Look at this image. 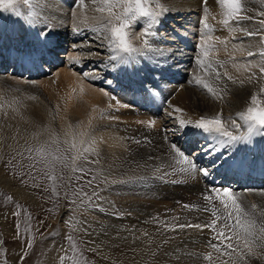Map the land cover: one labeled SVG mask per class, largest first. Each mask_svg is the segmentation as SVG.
Listing matches in <instances>:
<instances>
[{
    "label": "bare ground",
    "instance_id": "bare-ground-1",
    "mask_svg": "<svg viewBox=\"0 0 264 264\" xmlns=\"http://www.w3.org/2000/svg\"><path fill=\"white\" fill-rule=\"evenodd\" d=\"M242 2L246 14L255 19L245 20L240 23L233 21L230 22L228 26H225L223 24V8L218 3V0H207L206 6L202 3V0H160V4L164 8H167V11L163 12L158 18V23L153 24L152 29L154 31L151 29L152 32H154L155 41L162 42L161 44L157 42L159 46L163 45L166 47L176 43L177 48L193 50L192 38H194L193 35L195 34L194 29H199L201 33L204 31L202 27L203 18L211 29L202 42V45H207L209 48L207 62L204 60L203 65L208 64L210 68L212 67V74H206L204 77H206L205 79H207L209 87H212L222 99H227L231 91L237 90L238 88L244 89L249 93L255 86V82H257V85L262 82L260 68L264 67V56L259 54L252 57L248 56L249 51L255 53L261 51V34L249 38L240 29L245 27L249 30L264 28V24L260 23L261 20H264V16L261 15L264 9L260 0H242ZM22 3L20 7L13 8L7 12V14L0 17V33H2L3 28L1 27L3 25H5L4 28H6V34L0 40V54L5 55L3 51L5 48L4 45L9 43V45L13 46V52L8 53L5 62L0 64V72L7 66L6 69L9 71L25 75L31 79L35 78L34 80L37 82L36 85H38L42 93L45 94L44 96L47 97L48 100L52 99L53 106L50 107V102L47 103L48 100L45 103L44 98H38L39 100L37 101L30 98L31 96L20 100L18 98H11L8 102L5 101L7 103L6 106L0 105V143L5 141L10 142L7 143L8 145L5 147H1L2 144H0V151H4L15 143L26 140L35 141L44 138V140H47L50 139L49 137H56L58 133H62L66 141H68V136H70L72 141L80 147L90 131H98L103 134V137H101L102 140L99 139L97 133H93L92 138H94L95 151H98L99 154L103 152L101 148H99L103 143L112 147V149H110V147L106 146V150L103 148L107 152L110 150L112 152L115 146H121L117 149L118 151L116 150L117 152H115L117 159L120 158L122 151L126 148L125 157L128 158V161L126 159L125 161H127V163H121L123 167L120 165L118 167L128 169V162H130L132 167H137L141 171H144L143 168H146L147 171H150L152 169L154 170L159 158L168 159L170 165H173L171 169L172 172L168 173V176L160 174L161 180L158 181L157 184H154V186L147 185L150 183L148 180L146 186L140 189V180L146 181V178L144 179L143 177L137 180L138 186L136 185L137 183L133 186H131L132 184L127 185L128 183H125L118 190V193L116 192V195L119 197L112 198L110 196L109 198L108 196L107 199L104 200L101 210L90 215V217H80L77 214L74 215V213L73 216L76 218L73 221L77 225L79 223L82 227L84 225L88 227L87 229L83 228L90 233L89 239L91 240V246L94 241L93 246L97 247L99 245L98 248L102 247L100 250L103 251L100 252V255L110 258L111 261L125 262L126 264L130 263L134 253L135 242L131 239L134 238L131 234L136 236V232L152 233L153 230H145V228L154 226L157 236L159 234L161 235L156 239L155 245L149 246L151 258L152 256L155 257L156 251L164 245V243L161 242L163 240V235L169 233V235H171L169 239L173 240L167 243L169 244L168 247L165 245L162 250L156 253L160 256L153 264H213L212 261L203 262L201 259V256L211 253L207 248H204L207 242L206 237L211 235L209 231H206V234L194 230L186 232L185 229L172 231V228L180 224L190 223L195 225L198 223L204 224L209 221V212L203 211V209L206 207L211 208L212 205L205 201L202 193L206 192L210 187L217 185L228 187L231 182L226 179L222 180V177L218 179V175L223 170L227 173L231 165H233L236 170H242L245 176H247L244 180L243 178H238L237 175L234 176V180H237L236 182L239 181V184L233 186L236 191L240 188H245L247 190L251 188V190H254L264 187V129H256L253 133L248 134L247 125L238 115L242 110H236L230 115L223 113L222 121L225 123L226 130L231 131L234 135L247 136L245 140L233 142L231 144L225 143L221 146V138L215 134L206 133L202 129L193 126L181 128L179 124L180 120L195 122L203 117L202 113L199 111V108H203V106L192 103V98H194L195 95L182 87V77L176 76L175 78L174 76L173 78L172 74L176 72L173 71L175 68L173 67V63H182V61L180 62L181 58L173 53L170 55V59L163 57V55L156 52V50L153 49L152 51L151 47L148 45L145 48L147 54L145 52V54L141 56L144 58L145 64H147L149 69L155 70L159 62V64H161V70L159 71L160 75L162 74V76L168 80H170L168 76L171 75L174 81L171 85H165L166 83L161 81V77H158V79L155 80L156 84L153 85L152 88H141L136 86V83H141L142 80H145L143 77L147 75H137V56L123 60H112V64L115 65V67H113L112 64H109L108 67V65H104V62L106 63L108 61H104V58L96 57L97 55H91L89 57V59H91L89 60L80 56V54L71 53V56H69L71 64L73 62L72 66H75L78 72L61 71L56 72V74L51 77V73L47 69L52 70V67L47 66H53L52 59H50L52 55L50 54L43 59L44 55H40L39 48L42 45L44 50L53 48L54 46L61 48L59 45L63 43H61V37L57 40L55 36H53L51 32L53 28L46 32L45 28L42 26L51 25L59 29H66L69 26H78L79 31H81V27L85 28V26L86 28H83L84 30L91 29L92 27H94V29L95 27L101 29L104 18L108 15L107 7L102 4L93 5L90 0H87L84 6L80 5L79 0H23ZM98 7H105V11L103 13L97 11ZM142 22L137 21V24L141 25ZM169 22H172V24H169ZM175 22L179 23L175 24ZM147 23V21L144 24L142 23V32L148 28L145 26ZM13 24L16 25L18 29L17 32L13 31ZM173 25H181L180 29L183 30L178 31L177 27L175 28ZM172 26L176 31L173 30ZM164 28L169 29L168 31L165 30L167 33L165 36L164 33L159 34L161 30L164 32ZM231 29L236 30L232 31ZM23 34L28 35L25 44L30 42L32 45L36 44L37 47L36 54L31 59L27 56L23 59L17 56L20 42L19 37ZM80 40V36H78V38L74 36V42ZM221 40L225 43H220ZM54 42H56V44ZM82 46L78 47L81 48ZM200 46H198V49ZM27 48L29 47H26V49ZM72 48L74 49L73 51L76 52L75 44ZM31 49H33V47H31ZM163 49L165 50L166 48ZM52 50L56 51V48ZM213 50H216L215 53ZM210 53L213 55H210ZM45 54H47V51H45ZM112 54L113 53H111V55ZM253 59H256V61ZM58 60L59 58L56 57V61ZM249 60L250 64H253L252 61H254L256 66L255 69H252V66L250 68V65L248 66L249 69L253 70L254 74H256L251 82L248 81V76H246V73L243 71L247 68L243 69L242 66L244 63H248L247 61ZM225 61L230 64L227 66V72L236 81L234 85L228 83L227 81L230 79H226L222 73L219 79L214 76L216 68L221 67L219 70L225 69ZM7 62H12V64L9 65ZM236 62L237 65H235ZM138 64L142 63L138 62ZM238 64L240 65L238 66ZM93 65L96 66L93 67ZM101 65L107 66L108 68H100L102 72L98 73L97 70H99V66ZM141 66L144 70L143 65ZM168 66L173 68L168 69ZM194 66L200 67L197 64V60ZM59 69H62V67ZM165 70L170 72L166 73ZM200 70L201 69H198L199 73L197 75L203 72H200ZM103 71L106 73H103ZM130 71L132 73V81L127 84L130 82L128 78ZM85 73L87 76L83 75ZM248 75H252V72ZM195 81L196 80L190 77V84L195 85ZM241 81H243L242 84L240 83ZM99 82L103 85L105 84V87L110 90L111 95L107 96L106 93L108 92H104L105 89H102V91L92 88L91 85H97ZM148 82L150 83L149 80H145L144 83ZM2 84L10 85V87L12 86V88L15 89L13 84H8L7 78L2 80ZM61 84H63V88H61ZM66 84L72 86L74 90H72V92L70 91L71 96L67 95L70 89L66 88ZM235 85L237 89H233ZM1 88L6 90L4 85L3 87L0 86V89ZM35 89L38 91L37 87L34 88V91ZM76 89L79 90L75 91ZM85 89L86 92L84 91ZM3 103L4 102H1V104ZM176 108L182 109L183 111L177 112L175 111ZM139 109H144L142 111L145 113ZM148 109H150V111L146 112ZM157 113H160L162 116L165 114L171 117L168 121L165 120V126L170 123V120L176 122V128L178 129H174L173 133L176 134L180 129L183 132L182 137L186 136V142L181 136L178 137L177 135L175 139H169L175 142L178 141L177 139L183 140V145L178 142L174 144L182 152L188 153L190 150H185L186 146H190L187 145L188 142H196V147H198L199 144L203 148L202 153L197 154H203L205 149L207 153L211 154L210 158L213 157L214 159L209 160V163L212 162L207 165V176H204L198 171L202 178L200 179L198 174L197 177L196 173H191L193 171L197 172L196 170H186L189 169L190 166L179 162V157L172 151V145L168 143L163 130L159 129V120H163V118L157 117ZM206 113L207 112H205V114ZM53 117H55L56 120L53 121ZM96 121L99 125L96 124ZM104 123H110L109 126L112 128L109 130L108 127H105ZM61 124L67 126L65 129L66 132L62 131L60 127L62 126ZM58 129H60V131H58ZM167 133L170 135L173 134L172 132ZM122 137L124 139L120 140ZM142 139H144V141H142ZM137 140L141 141V143H136L135 141ZM127 143H130V145L124 148V145H127ZM217 148H219V151H216ZM111 152L108 154L113 153ZM108 157H110V155ZM136 157H138V159L146 157L148 161L137 162L135 160ZM255 157H257V160ZM201 158L203 159L201 155L198 158H191L195 162L197 169H200V163L208 161V158L205 160L203 159V161ZM101 159L102 163L103 158L101 157ZM238 160H242L244 163L242 164V161L236 163ZM217 161L220 162L219 165L216 167L211 166ZM104 162L103 165L105 164L106 169H109V166H107L111 163L109 158H107L105 163ZM116 162H118V160L114 163ZM159 164H157L158 167ZM220 164L223 165L221 166ZM116 166L115 168L117 169L118 167ZM248 166H250L249 169H247ZM176 170L178 174L174 175ZM170 175H172V177H170ZM158 177L156 176L153 178V181H156L155 179H158ZM213 179L217 180L213 181ZM113 181L109 183V185L111 184L109 186L110 189L112 185H114ZM0 188L7 190L21 201L28 203H32L33 201L32 198L27 195V191L13 188L10 179H0ZM246 192L252 194L250 191ZM258 192L264 191L258 190L254 193L256 194ZM149 193L151 194L149 195ZM237 194L245 200L248 199L247 196H243L240 192ZM250 194L248 195L251 196ZM257 198L258 196L255 198L254 195V200L258 202ZM213 202L216 207H222L215 197H213ZM184 205H194L196 207L185 208ZM260 207L263 206H259V208ZM115 215L117 218L119 217V219H116ZM141 220H143L142 223ZM165 220H173L174 223H167ZM139 226L141 228L137 229ZM219 226L218 223L216 227L219 228ZM88 235L89 234H87V237ZM87 237L84 239H88ZM56 249L60 250L58 246L57 248L55 246V248L51 250L48 256L49 262H56V258L61 254V252H58L54 255ZM98 250L99 249H97V251ZM257 250L259 251V249ZM207 251L208 253H206ZM261 251L264 252V249ZM203 258H205V256Z\"/></svg>",
    "mask_w": 264,
    "mask_h": 264
},
{
    "label": "rangeland",
    "instance_id": "rangeland-1",
    "mask_svg": "<svg viewBox=\"0 0 264 264\" xmlns=\"http://www.w3.org/2000/svg\"><path fill=\"white\" fill-rule=\"evenodd\" d=\"M22 2L23 0H16V3L13 4L11 7L0 6V17L7 14V12L12 10L13 8L20 7L23 4ZM260 2L262 3V7L264 9V0H260ZM124 7L125 5H117L116 7L113 8V13L110 14L109 12H107L108 15L106 14L107 16L104 18L103 25L107 23L109 20H111L113 24L119 23V21L116 19L115 14L117 13L122 14ZM149 7H151L154 11H160V8L157 6L155 2L150 3ZM160 16H158V18ZM137 21L139 22L147 21L148 23L145 26L148 27L149 25V20L146 17H137L135 20L131 21L130 27L127 29V31L129 32V39H130V43L132 44V46L140 49L142 52H144V54L145 52L147 54V51L145 50V48L148 45L151 47L152 51L153 49L156 50V52L161 53L163 57L169 58L171 57L170 55L173 53L177 57L181 58L180 62L182 61V63L180 64H176L175 62L173 63V67H175L173 71H176L174 74L175 78L176 76H180L182 71H185L186 73L192 72V74L190 75L188 74V79L185 73V77H184L185 80L182 82V87L186 89L187 91L192 92L195 95V97L192 98V101H193L192 103L194 104L197 103L196 105L203 106V108H199V111L202 113L203 117L207 118L205 115V112L209 114V118L211 119V118H214V115L215 117L218 116V113L219 115L222 113V116H223L224 115L223 113L230 115L236 110H242L241 112H244L249 107L264 108V75L260 76L262 79L261 84L257 85L256 84L257 82H255L254 84L255 86L252 88V91L249 93L245 91L244 89L235 88L236 87L235 85L233 89H237V90L231 91V93L229 94L230 98L228 96L227 99H224V98L222 99L216 93V91H214V93L209 92L206 88L203 87V83H208L204 75L212 74V71H211L212 67L210 68L208 64H204L203 66H200V67L194 66V63L196 62V60H198L197 59L198 53H199L198 50L202 51L201 46H202L203 39L200 36L201 33L199 32L200 31L199 29L197 28L194 29L195 34L193 35L194 38H192L193 41L192 40L191 41H192V44L196 42L197 47L200 46V44L201 46L197 51L193 52L192 50L177 48L176 43L173 45L171 44L170 46H166V47L163 45L159 46L158 43L161 44L162 42L157 41L158 42L157 43L155 41L156 39L154 38L155 36L153 34L148 35L147 37L148 44L146 45L145 44V32H142L143 30L141 26L142 23L144 24L145 22H142L141 25H138ZM176 23H179V22H175V24ZM169 24H172V22H169ZM180 26L181 25H175L174 27L175 28L177 27L178 31H181L183 29H180ZM42 27L45 28L46 32H48L51 28H53L51 31L53 36H55L57 40L59 37H61V40H62L61 43H63L61 45L57 44L61 46V48L63 49L57 48V47H56V51L47 49L49 50V55L50 54L52 55L51 56L52 58L51 61L53 62L52 64L53 66H51L52 70L48 69V71L51 73L50 74L51 77H53L56 74V72H61V71H67V72H72V73L78 72L76 70V67L74 66L75 67L74 69V67L72 66L73 62L71 64L70 57H69L71 56V53L80 54V56H83L84 58H87V59H89L91 55H97L96 57L104 58L103 59L104 61L105 60L108 61L106 63L104 62V65H108L109 67V64H112L113 61L109 59L111 57V53L108 50L109 34L103 28L99 29L95 27L96 31H93L94 27H92L91 29L89 28L87 30H84L86 28L85 26V28L81 27L82 29L81 31H79L78 26H71L72 28L69 26L66 29L64 28L59 29L56 26L52 27L51 25L49 26L43 25ZM12 28L14 32L18 31L16 25L13 24ZM163 30L164 32L161 30L159 31V34L164 33V36L167 35L165 30L168 31L169 29L164 28ZM173 30L175 29L173 28ZM4 31L5 29H3L2 34H4ZM74 36L76 38L80 36L81 40L74 42ZM27 37H28L27 34L20 35L19 37V41L21 42L19 45V49L17 50V56H19L21 59H23L25 56L31 59L36 54V49H37L36 44L32 45L30 42L25 44L27 41ZM74 44L76 46V52H74L73 51L74 49L72 48ZM263 45L264 44L262 43L261 49H263ZM4 46H5L4 50H6L8 44ZM78 46H82V47L80 48ZM26 47H29V48L26 49ZM31 47H33V49H31ZM163 48H166V49L164 50ZM40 50H44L43 45L40 47ZM174 50H178V51H174ZM193 50H196V49L193 47ZM213 51L215 53L216 50H213ZM212 53H210V55ZM29 54H32V55L29 56ZM56 57L59 58L58 61H56ZM187 57H190V59H188ZM192 59L194 63L190 65ZM207 59L208 57H206L202 61L204 62L205 60L207 62ZM253 60L256 61V59H253ZM254 61H252L253 64H250L249 63L250 60H249L247 61L248 63H244L242 65L243 69L247 68L246 70H243L244 73H246V76H249L248 74L250 72H252V75L254 74V71L249 69L248 67L250 65V68L252 66V69H255L256 66H255ZM66 62L67 63L70 62V63H68L67 65ZM138 62H141L142 64H138ZM145 63L146 62L144 58L141 57V55L137 53V65L138 66H137L136 73L137 75L147 74L143 78L145 80H149L150 83L149 82L144 83L145 80H142L141 83H136V86L141 87V88H145V87L152 88V86L156 84L155 80L158 79V76L160 77L159 66H161V64H158V66H156L157 69L151 70L148 68L147 64ZM188 63H189V69H186V67L182 68V66L188 65ZM228 64L229 62H226V64L224 65L226 69H227ZM66 65L70 67L68 68ZM104 65L99 66V70H97L98 73L102 72L100 71V68L102 69L108 68L107 66H104ZM141 65H143L144 70L141 68L142 67ZM235 65H237V62ZM239 65L240 64H238V66ZM95 66L96 65H93V67ZM204 66L206 67V69ZM60 67H62L63 70L59 69ZM173 67L170 68L168 66L167 68L172 69ZM197 69H201L200 72L201 71L203 72L197 75L199 73ZM222 70L223 69H220V72L223 74L225 69L223 71ZM165 72L169 73L170 71L165 70ZM103 73H106V72L103 71ZM174 75H173V78H174ZM255 75L256 74H254V76ZM190 77L193 78V80H196L197 78H199L202 81V83L199 84L200 86L196 85V83L195 85L190 84L189 82ZM4 78H7L8 84L10 83L13 84V87H15V89L12 88V86L10 87V85L2 84V80ZM128 78L130 82H128L127 84L131 83L132 81V78L130 77ZM168 78H170L169 81L172 80L171 75H169ZM225 78L228 79L226 76ZM34 79L35 78H32V79L28 78L25 75L17 76L16 74L9 73L8 71L1 72L0 73V86L3 87L4 85L6 90H4L3 88L0 89V105L6 106L7 104L6 102H8L11 98H18L20 100V99L29 98L30 96H31L30 98L34 97L35 100L37 101L40 98H44L45 103H46L48 99L47 97L44 96L45 94L42 93V91L39 89V86L36 85L37 82ZM227 82L233 85L235 84L232 80H229ZM61 85H62L61 88H63V84ZM168 85H171V83H169ZM210 85L212 86L211 83ZM91 86L93 89L94 88L98 90L105 89L104 92H108L106 93L107 96L111 95L110 90L107 89V87H105V84L103 85L102 83L99 82V84L91 85ZM36 87L38 91H36L35 89L36 91L35 92L34 88ZM66 88L70 89L69 92H67V95L71 96V92L73 90L72 86H69V84H66ZM78 90L79 89H76L75 91H78ZM84 91L86 92V89ZM254 95L257 97L255 104L251 103V98ZM1 102H4V103L1 104ZM49 102L51 105L50 107H52L53 106L52 99H49L47 103ZM192 108L196 109L194 107ZM126 111H129V110H126ZM146 112H149V111H146ZM215 112L216 114L212 115ZM117 114H120V113H117ZM159 114L160 113H157L156 116L159 118H163V120L161 119L159 120L160 122L159 129L163 130L165 137L168 140V143L171 145H174V144H177L178 142L183 145L184 144L183 140L177 139L178 141L176 142L174 140L173 141L169 140L171 138L175 139L176 135L179 136L180 134L179 132H177L176 134L173 133L174 129H178L176 128V122L174 120L173 121L170 120V123L165 126L166 124L165 120L168 121L169 119H171V117H168L164 114V116L167 117L166 118L162 116L161 114L160 115ZM52 120L54 121L56 120V118L53 117ZM96 124L99 125L97 121H96ZM104 125L105 127H108L109 130L112 128L109 126L110 123H106V124L104 123ZM60 127L62 131L66 132L65 129L67 128V126L65 124H63ZM58 131H60V129H58ZM90 132L80 147H78L77 144L74 141H72V138L70 136H68L69 137L67 139L68 141H66L65 136L62 133H58L56 137H49L50 139H47V140H44L45 138L40 139V140H35V141L26 140V141H22L19 143H15L13 146L5 149L6 151L5 150L0 151V179L2 180L10 179L13 188L18 189V190L27 191V195L33 200L32 203L21 201L17 199L15 196H13L7 190H3L0 188V264H123V263L126 264L125 262H116L114 260L111 261L110 258H106L103 255H100V252L103 251V250H100V248L102 247L98 248L99 245L97 247L93 246L94 241L92 242L93 245L91 246V243H90L91 240L89 239L90 233L87 232L88 230H86L88 227L84 225L83 227L86 228L84 230L82 225H80L79 223L78 225L75 224L73 220L76 217H74L73 214L75 213L74 215L77 214L80 217H84V216L90 217V215H93L97 211L101 210V206L104 203V200H106L108 196L109 198L110 196L112 198L119 197L116 194L118 193V190L122 187V185H124L125 183L126 184L128 183L127 185L132 184L131 186H133L135 183H137V180L142 177L144 179L146 178V181L140 180L141 181L140 185L138 183L136 184L137 186L139 185L140 189H143L144 186H146V182L148 180L150 181V183H148L147 185L154 186V184H157L158 181L161 180L160 174L163 176L164 175L168 176L169 175L168 173L172 172L171 169L173 165H170V162L168 159L159 158L160 160L158 159L156 163L157 164H159L160 162L161 163L159 164V167L156 164V167L154 168V170L152 169L150 171H147L146 168H143L144 171H141L137 167H132L130 162H128L129 168L123 169L118 166L119 165L122 166L121 163L122 164L124 162L127 163L128 158L125 157L126 155L125 146L127 147L128 145H130V143H127V145H124L125 150L122 151L120 158L117 159V156H115V152H117L118 151L117 149H119V147L121 146H115V148H113L112 150L113 153L111 152V150L107 152L105 151L107 149L106 146L107 147H110V146L102 142L103 144L99 146V148H101V150L103 151L102 152L103 154L101 152L99 154L98 151H95L96 149L94 148V142H93L94 138H92V136H93V133H97L99 135V139L102 140L101 137H103L102 136L103 134L102 132H98V131H90ZM167 132H172L173 134L170 135ZM67 134H70V133H67ZM123 139H124L123 137L122 139L120 138V140H123ZM142 141H144V139H142ZM7 143H10V142L8 141L1 142L0 143L2 144L1 147L7 146L8 145ZM27 143H30V144H27ZM195 144L193 146L196 147ZM73 145H75V147H73ZM85 148L94 149V152H85L84 151ZM110 149H112V147H110ZM109 152H111L112 154H108ZM198 152H200V150H197L196 152H194V150L193 151L189 150L188 153L186 152L185 154L186 155L188 154L187 155L188 157L193 158L194 155L199 156L196 154ZM109 155L110 157H108ZM101 157L103 158L102 163H101V160H102ZM105 157L109 158L111 162L110 165L106 164L107 166H109V169H106L105 164L103 165L104 160L105 162L107 160V158ZM138 157L135 158L137 162L138 161H141V162L148 161L146 157H143L141 159H138ZM205 157H209V156L206 155ZM126 159L127 161H125ZM117 160L118 162L114 163ZM92 161H96V162L93 163ZM75 166L77 167L74 170ZM115 166L118 167L119 169L118 168L116 169ZM80 168H84L87 171L84 173L82 179H77L76 177L80 176V172H79ZM200 168L206 169V166L202 165ZM196 171L197 172L193 171L191 173L193 174L196 173V176L198 174L200 177L198 170ZM154 174H155V177L159 176L158 179H155L156 181H153L154 180L153 178H155ZM176 174H178L177 170L174 173V175ZM170 177H172V175H170ZM89 179L92 180V183L90 185L88 184ZM113 180H116V181H113ZM112 181L114 185H112L110 189L109 186L111 184L109 185V183ZM163 187H167V186H163ZM261 191H264V189L263 190L261 189ZM93 193H95V195ZM150 194L151 193H149V195ZM256 194H258V195H255V198L256 196H258L257 198L258 202L254 200V195L250 194L251 196H249L248 194H245L248 197L246 202L249 205L251 204L258 205V208L256 211L259 212L261 209H264L263 208L264 207V192H260V193L258 192ZM133 196H145V195H133ZM8 197H11V199H8ZM259 206H263V207L259 208ZM116 219H119V217L117 218L116 216ZM259 219H264V218L258 217V220ZM143 220H141V223L143 222ZM166 222L174 223L173 220L172 221L167 220ZM139 228L141 227L139 226L137 229ZM154 228H155L154 226L145 228V230L146 229L153 230L152 233H149V234H147L146 232L144 233L136 232V236L131 234L134 237L131 239L135 241L134 242V253L132 255L131 262L128 264H153L154 261H156V259L160 256V255H157L156 253L162 250L165 245L166 247H168L169 244L167 243L170 240H173V239H169L171 238V235H169V233L163 235V240L161 242H163L164 245H162L156 251L155 257L152 256L151 258L149 246L155 245L156 239H158V237L161 235L159 234L157 236V233L154 230ZM178 229L179 228H176V230H172V231H178ZM184 229L186 232L194 230L200 233H206V231H208V229H205L203 232H201L199 229L195 227H187ZM87 234H89L88 237H87ZM86 237L88 239H84ZM208 237L209 236L206 237L207 245L205 244L204 248H207L212 253V257H213L212 263L222 264L223 260H228V257L226 255L220 256L219 253L215 252L213 249L209 247ZM55 246L56 248L58 246L60 250L56 249L54 251V255H56L58 252L59 253L61 252V254L59 255V257L56 258V262H49L48 256L51 250L55 248ZM241 246H243L242 241H241ZM95 248L99 250L97 251V249ZM255 250L258 251L257 249ZM261 250L259 249L258 252H260ZM244 251H247V250L244 249ZM206 253H208V251ZM204 256H201V259L203 260V262H206V261L209 262V260H206L205 258H203ZM248 264H264V258L249 257Z\"/></svg>",
    "mask_w": 264,
    "mask_h": 264
},
{
    "label": "snow or ice",
    "instance_id": "snow-or-ice-1",
    "mask_svg": "<svg viewBox=\"0 0 264 264\" xmlns=\"http://www.w3.org/2000/svg\"><path fill=\"white\" fill-rule=\"evenodd\" d=\"M87 0H79L81 6H84ZM93 5H105L107 11L111 14L113 13V8L117 5H125L123 8V13H117L116 19L119 21L117 24H113L111 20L102 25V28L109 34L108 36V50L113 53L110 57L111 60H123L129 57H136L137 53L141 56L144 55L140 49L132 46L129 39V32L127 29L130 27L131 21L135 20L137 17H146L149 20L148 28L144 30L145 32V44H148V35L153 34L151 32L152 25L158 23V16L162 15L163 12L167 11V8H164L160 5V0H90ZM155 2L160 8V11H154L149 7L150 3ZM16 3V0H0V6H9L11 7ZM202 3L206 6L207 0H202ZM218 3L223 8V24L228 26L230 22L240 23L245 20H254V17L248 16L246 14L242 0H218ZM97 11L103 13L105 7H98ZM264 16V12L261 13ZM261 24H264V20L260 21ZM202 27L204 31L201 33L202 39L207 37V33L211 30L210 26L202 18ZM235 31L236 29H231ZM247 37H255L258 34H261V42L264 43V28L249 30L248 28L240 29ZM93 31H96L93 29ZM219 39V38H217ZM220 43H225L220 41ZM202 56L208 57L209 48L207 45H202ZM264 56V49H261L259 53L252 51L248 52V56L252 57L254 55ZM32 54H29L31 56ZM198 66H203L202 60H197ZM222 66V65H221ZM115 67V65H113ZM261 75H264V67L260 68ZM87 76V74H83ZM219 68L215 69L214 76L219 79L221 76ZM228 79L236 82L234 78L228 74L227 69L223 73ZM254 78L253 75L247 77L248 81ZM196 84L199 85L202 81L197 78ZM241 84L243 81L240 82ZM203 87L206 88L209 92L214 90L209 87L207 83L203 84ZM33 99H35L33 97ZM257 97L254 95L251 98V103L255 104ZM175 111L182 112V109L176 108ZM239 118L245 122L247 125V133L251 134L256 129H264V108L259 107H249L246 111L240 112ZM222 113L215 118H205L201 117L200 119L193 121L180 120L179 124L181 128L186 126H193L198 129H202L206 133H212L219 136L220 145L223 146L225 143L231 144L233 142L241 141L247 139V136L234 135L231 131L226 130L225 123L222 121ZM136 143H141V141H135ZM75 147V145H73ZM85 152H94V149L85 148ZM172 151L177 157H179V162L186 164L189 169L186 170H198L204 176L208 175L207 169L196 168L195 162L188 157L184 152H182L175 145H172ZM219 151V148L216 149ZM75 159V158H73ZM95 163L96 161H92ZM75 170V169H74ZM87 170L80 168V176H77V179H82L84 173ZM92 180H88L90 185ZM251 191V190H246ZM95 195V193H93ZM203 198L209 204L212 205L211 208H204L203 211L209 212L210 219L207 223L204 224H180L174 226L172 230L176 228L184 229L187 227H195L203 232L205 229L211 233L208 237V245L215 252L219 253L220 256H227L228 260H223L222 264H248V258L261 257L264 258V252H258L255 249H264V219H259L258 217L264 218V209H261L257 212L258 205L251 204L249 205L246 200L239 196L235 190L230 188H220V187H210L206 192L202 193ZM213 197L219 201V204L222 207H216L213 202ZM11 199V197H8ZM185 208H195L194 205H184ZM234 221V222H233ZM219 223V228L216 225ZM18 228V226H17ZM70 239V237H69ZM215 241V242H214ZM241 241L243 246H241ZM246 249L247 251H244ZM205 259L212 261V253L205 255Z\"/></svg>",
    "mask_w": 264,
    "mask_h": 264
}]
</instances>
